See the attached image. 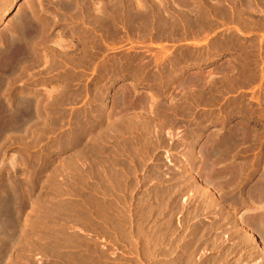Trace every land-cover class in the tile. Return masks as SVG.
Returning <instances> with one entry per match:
<instances>
[{
    "label": "rangeland",
    "instance_id": "obj_1",
    "mask_svg": "<svg viewBox=\"0 0 264 264\" xmlns=\"http://www.w3.org/2000/svg\"><path fill=\"white\" fill-rule=\"evenodd\" d=\"M59 1L0 0V264H264V0H161L171 36L117 43L63 107L49 78L71 64L13 31Z\"/></svg>",
    "mask_w": 264,
    "mask_h": 264
},
{
    "label": "bare ground",
    "instance_id": "obj_2",
    "mask_svg": "<svg viewBox=\"0 0 264 264\" xmlns=\"http://www.w3.org/2000/svg\"><path fill=\"white\" fill-rule=\"evenodd\" d=\"M192 1V0H191ZM194 1V0H193ZM34 2V1H33ZM48 2V1H47ZM164 2V0H163ZM161 0L158 1V5L156 6L155 2H149L148 0H61L58 3V11L60 12H49L48 15L43 16L45 21H39L35 11V7L33 5L29 6L30 10L27 11L26 9L23 11V14L20 16V21L16 20L15 22V29L13 31H18L21 33V29L24 30L23 27H26L28 24L33 30L32 37L29 38L33 42L34 40H39L38 42L34 41L32 45H38L40 48L45 50L39 51L41 56H46L50 58H59L62 59L61 63L71 64L70 70L64 68V71L58 73L56 78L51 80L53 81L55 86L53 87L56 90V93H59V99H56L58 105H62L63 107V96H72L71 98L74 99L80 97L82 94L91 93L92 85L94 82L91 80H95L93 77H97V75H101L103 72H99L97 69L98 63L103 61L106 63L105 65L112 64L111 62L115 60L113 57H108L109 50L114 49L117 43H125L127 40H130L131 36H140V38H155L158 36H171L173 30L176 28H172V31L166 32V26L164 28L165 20H162L160 14L163 12V4ZM188 2V1H187ZM186 2V4H187ZM166 3V2H165ZM56 3H54L55 6ZM169 4V3H168ZM192 4V3H191ZM50 5V6H51ZM165 5V4H164ZM163 5V6H164ZM174 5V4H173ZM184 5V3H183ZM51 6V7H52ZM188 6V5H187ZM190 6V5H189ZM241 6V5H240ZM184 7V6H183ZM195 8V7H194ZM220 8V7H219ZM232 8V7H231ZM54 9V7H53ZM166 10V9H165ZM191 10V9H190ZM233 10V9H232ZM54 11V10H53ZM55 11L56 8H55ZM221 11V10H220ZM242 11V10H241ZM264 11V10H263ZM137 12H146V13H153L151 15H142L141 13ZM158 14H157V13ZM160 12V13H159ZM262 12V11H261ZM148 13V14H149ZM213 13V12H212ZM157 14V15H156ZM253 14V13H252ZM45 15V14H44ZM184 15V14H183ZM214 15V14H213ZM157 16V17H156ZM167 16V15H166ZM190 16V15H189ZM231 16V15H230ZM238 16V15H237ZM164 17V16H163ZM213 17V16H212ZM215 17V16H214ZM233 17V16H232ZM17 18V17H16ZM37 18V19H36ZM162 18V19H161ZM195 19V18H194ZM233 19V18H232ZM238 20V18H237ZM190 21V20H189ZM188 21V22H189ZM193 21V20H192ZM205 21V20H204ZM45 22V23H44ZM183 22V21H182ZM215 22V21H214ZM39 23V24H38ZM43 23V24H42ZM166 23V22H165ZM251 24V23H250ZM192 25V24H191ZM183 26V25H182ZM190 26V24L188 25ZM198 26V25H197ZM196 26V27H197ZM173 27V26H172ZM203 27V26H202ZM256 27V26H255ZM199 28V27H198ZM246 28V27H245ZM168 29V28H167ZM184 29V28H183ZM188 29V27L186 28ZM166 30V31H165ZM177 30V29H176ZM11 31V30H9ZM12 31V32H13ZM26 31V30H25ZM17 32V33H18ZM24 32V31H23ZM22 32V33H23ZM175 32V31H174ZM188 32V31H187ZM197 32V31H196ZM18 33V34H19ZM176 33V32H175ZM202 33V32H201ZM194 34V33H193ZM191 34V35H193ZM205 34V33H204ZM20 35V34H19ZM22 36V35H21ZM24 36V35H23ZM173 36V35H172ZM181 36V35H180ZM189 36V35H188ZM205 36V35H204ZM234 36V35H233ZM5 37V36H4ZM132 38V37H131ZM181 38V37H180ZM22 39V38H21ZM25 39V38H24ZM23 39V40H24ZM34 39V40H33ZM138 40V39H137ZM141 40V39H140ZM139 40V41H140ZM143 40V39H142ZM149 41V40H148ZM25 42V41H24ZM28 42V41H27ZM25 42V43H27ZM128 42V41H127ZM143 42V41H142ZM146 42V41H145ZM236 42V41H235ZM6 43V42H5ZM30 41L27 43L28 47ZM37 43V44H36ZM24 44V43H23ZM26 45V44H25ZM30 45V46H32ZM166 45V44H165ZM33 46V47H34ZM35 46V47H36ZM37 46V48H39ZM120 46V45H119ZM199 46V45H198ZM27 47V46H26ZM32 47V48H33ZM215 47V46H214ZM32 48H28L32 51ZM36 48V49H37ZM169 48V47H168ZM197 48V47H196ZM27 49V48H26ZM165 49V47H164ZM215 49V48H214ZM35 50V49H34ZM39 50V49H38ZM47 50V51H46ZM183 50V49H182ZM36 51V50H35ZM34 51V52H35ZM130 51V50H129ZM26 52V51H25ZM33 52V51H32ZM36 54H40V53ZM108 52V54H107ZM24 53V52H23ZM29 51L24 54L16 55V63L21 60H32V57L29 58ZM31 53V52H30ZM32 54V53H31ZM122 54V53H121ZM182 54V53H181ZM191 54V53H190ZM183 55L180 56L177 60L176 64H182L184 62H188L193 59V56ZM193 54V53H192ZM196 55V54H195ZM194 55V57H195ZM40 56V55H39ZM40 56V57H41ZM122 56V55H121ZM119 56V57H121ZM41 57V59H42ZM45 57V59H46ZM131 57V56H130ZM118 58V57H117ZM132 58V57H131ZM130 58V59H131ZM140 58V57H139ZM197 58V57H196ZM14 59V58H13ZM12 59V60H13ZM57 59H55L57 61ZM129 59V57H128ZM141 59V58H140ZM48 60V59H47ZM53 60V59H52ZM121 60V59H120ZM132 60V59H131ZM171 60V58H170ZM51 61V59H49ZM61 61V60H60ZM133 61V60H132ZM141 61V60H140ZM156 61V60H155ZM38 62V61H37ZM67 62V63H66ZM172 62V61H171ZM174 62V61H173ZM172 62V63H173ZM9 63V62H8ZM20 63V62H19ZM155 63V62H154ZM54 64V63H53ZM60 64V63H59ZM63 64V67H66ZM115 64V63H114ZM168 64V62H167ZM174 64V63H173ZM132 65V64H131ZM135 65V64H134ZM161 65V64H160ZM169 65V64H168ZM18 66V65H17ZM68 66V65H67ZM173 66V65H171ZM177 66V67H178ZM183 66V65H182ZM15 67V66H14ZM13 67V70L14 69ZM53 66L50 65L49 69ZM59 67V66H58ZM61 67V66H60ZM131 66H129L130 68ZM176 68V65H174ZM186 67V66H183ZM182 67V68H183ZM39 68V67H38ZM108 68V67H106ZM118 68V66H117ZM162 68V67H161ZM181 68V67H180ZM23 69V68H22ZM166 69V68H165ZM170 69V68H169ZM184 69V68H183ZM46 70V69H45ZM106 70V69H105ZM123 70V69H122ZM134 70V69H133ZM171 70V69H170ZM12 71V68H11ZM51 71V70H50ZM110 71V69H109ZM179 71V68H178ZM182 71V70H181ZM55 72V71H54ZM105 72V71H104ZM141 72V71H140ZM172 72V71H171ZM3 73V72H2ZM139 73V72H138ZM137 73V74H138ZM173 74V73H172ZM201 73H198V75ZM47 75V74H46ZM90 75L91 77H89ZM116 75V74H115ZM145 75V74H144ZM165 75V74H164ZM176 75V73H175ZM174 75V76H175ZM37 76V75H36ZM90 78L91 85L83 84V81ZM102 76V75H101ZM153 76H158L157 74H153ZM177 76V75H176ZM151 77V76H150ZM172 77V78H171ZM169 78V82H172L175 77L171 76ZM93 78V79H92ZM158 78V77H157ZM33 79V78H32ZM153 79V78H152ZM11 80V79H10ZM48 80V78H47ZM46 80V81H47ZM97 81V80H96ZM137 81V80H136ZM191 81V80H190ZM2 82V81H1ZM8 82V81H7ZM49 82V81H48ZM163 82V81H162ZM166 82V81H165ZM183 82V81H182ZM45 83V82H44ZM85 83V82H84ZM49 84V83H48ZM202 84V83H201ZM52 86V85H51ZM169 87V86H168ZM172 88V87H171ZM12 89V88H11ZM53 89V90H54ZM97 89V88H96ZM101 89V88H100ZM177 89V88H176ZM203 90V89H202ZM11 91V90H10ZM52 91V90H51ZM129 91V90H128ZM55 92V91H53ZM117 92V91H116ZM115 92V93H116ZM180 93H182L180 91ZM69 94V95H68ZM105 94V93H104ZM117 94V93H116ZM185 94V93H184ZM58 95V94H57ZM56 95V96H57ZM80 95V96H79ZM99 95H101L99 93ZM118 95V94H117ZM205 95V94H204ZM69 96V97H70ZM83 96V95H82ZM99 97V96H98ZM102 97V96H101ZM100 97V100H101ZM122 98V95L119 96ZM119 97H116V100L120 102ZM143 97V96H142ZM10 98V97H9ZM13 98V97H12ZM63 98V99H62ZM150 98V97H149ZM66 99V98H65ZM105 99V97L103 98ZM145 99V98H144ZM115 100V99H114ZM113 100V101H114ZM76 101V100H75ZM79 101V100H77ZM103 101V100H102ZM117 102V103H118ZM24 106L22 108L29 109L32 105L31 102L25 100L22 102ZM67 103V102H66ZM115 103V101H114ZM206 103V102H205ZM35 105V104H34ZM70 105V104H69ZM116 105V104H115ZM10 106V105H9ZM47 106V105H46ZM113 106V105H112ZM197 107V106H196ZM61 109V108H60ZM59 109V110H60ZM7 114L4 113L3 119L5 120V125L8 128H13L17 123V118L13 115L14 113L7 111ZM98 111V110H97ZM8 112L10 114H8ZM102 112V111H101ZM131 114V113H130ZM99 116V115H98ZM55 118V117H54ZM108 118V117H107ZM59 120V119H58ZM73 121V120H72ZM34 122V121H33ZM109 123V122H108ZM4 125V126H5ZM27 125V124H26ZM144 126V125H143ZM4 128V127H3ZM75 128V127H74ZM7 131V128H6ZM4 129L1 128L0 136L6 133ZM157 131V130H156ZM103 133V132H102ZM241 133V132H240ZM95 136V135H94ZM191 136V135H190ZM234 136H237V134ZM3 137V136H2ZM149 137V136H148ZM224 138V137H223ZM238 138V137H237ZM237 138L235 139L237 141ZM232 141V139L228 138ZM9 140V139H8ZM229 140H222L217 139L212 141L206 147V155L207 156H214L216 149L223 148L230 149L232 147V142ZM107 141V140H106ZM235 141V142H236ZM95 146V145H94ZM5 150V149H4ZM130 155V154H129ZM205 155V156H206ZM203 159V158H202ZM206 159V158H205ZM213 159V158H212ZM211 159V160H212ZM214 161V159H213ZM223 164V163H222ZM112 167V166H111ZM208 169V168H207ZM213 175V174H212ZM110 179V178H109ZM207 182V181H206ZM226 183V182H225ZM17 185V184H16ZM130 185V184H129ZM118 187V186H117ZM236 188V187H235ZM231 189V188H230ZM248 191V190H247ZM158 192V191H157ZM168 192V191H167ZM115 193V192H114ZM259 195V193H258ZM163 197V196H162ZM4 200V199H3ZM6 200V199H5ZM4 202H8L7 200ZM211 201V200H210ZM0 209L2 204L4 203L1 201ZM242 202V201H241ZM237 204V203H236ZM212 205V204H211ZM124 206V205H123ZM237 206V205H236ZM5 207V206H4ZM13 207V206H12ZM120 207V206H119ZM127 207V206H126ZM14 209V208H13ZM2 211V210H1ZM183 211V210H182ZM198 212V211H197ZM161 215V214H160ZM17 221V220H16ZM164 222V221H163ZM213 223V222H212ZM253 224H257V220H253ZM207 226V225H206ZM205 225L200 226L198 228L197 233L195 232L192 234V240L197 236V234L206 237L209 232V227ZM253 228V227H252ZM190 233V232H189ZM168 234V233H167ZM176 235V234H174ZM260 235L264 237V232L260 231ZM159 236V235H158ZM164 237V236H163ZM198 237V236H197ZM241 237V236H240ZM262 237V239H263ZM173 239V238H172ZM184 239V238H183ZM203 239V238H202ZM185 240V239H184ZM190 240V239H188ZM199 240V239H198ZM175 241V240H174ZM187 241V240H186ZM191 241V240H190ZM174 243V242H173ZM188 243V242H187ZM197 244V243H196ZM175 245V244H174ZM190 245V244H189ZM203 246V245H202ZM151 247V246H150ZM177 250V249H176ZM175 250V251H176ZM185 250V249H184ZM185 255V254H184ZM183 257V256H182ZM186 258V257H185ZM188 261V260H187ZM193 263V262H192ZM195 263V262H194Z\"/></svg>",
    "mask_w": 264,
    "mask_h": 264
}]
</instances>
